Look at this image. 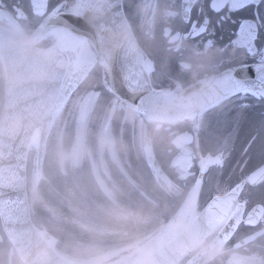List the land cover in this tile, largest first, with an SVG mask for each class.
<instances>
[{
  "label": "flooded vegetation",
  "instance_id": "af4514ba",
  "mask_svg": "<svg viewBox=\"0 0 264 264\" xmlns=\"http://www.w3.org/2000/svg\"><path fill=\"white\" fill-rule=\"evenodd\" d=\"M123 6L134 37L151 60L150 82L158 91L210 80L244 56L233 24L247 11L216 29L213 36L199 16L200 10L207 9V0H123ZM77 11L78 0H0V32L26 39L51 13ZM55 27L46 31L33 50L58 45ZM78 47L76 66L89 70L60 115L79 92L83 94L82 106L90 120L84 148L89 162L80 167L77 177L88 180L74 179L76 167L65 176L72 178L67 197L77 195L85 205L63 207L70 215L59 212L63 223L58 227L34 221L45 242L78 264H140L159 243L192 226L194 238L177 264H264V200H246L240 194L241 186L264 179L252 182L246 177L231 191L227 183L210 180L217 172L219 148L207 139L215 132L209 116L225 96L175 123L151 122L132 109H118L120 100L104 87L91 42L81 38ZM6 86V62L0 53V116ZM110 106L103 131L98 132L104 110ZM127 111L137 113L138 119L124 122ZM107 134H115L109 151L113 145V156L121 162L111 158L107 147L99 151V142ZM51 138L52 132L45 159ZM146 142L152 144L164 175L151 170ZM84 170L87 176L80 175ZM214 200V206H209ZM0 264H25L1 215Z\"/></svg>",
  "mask_w": 264,
  "mask_h": 264
},
{
  "label": "water",
  "instance_id": "95a60500",
  "mask_svg": "<svg viewBox=\"0 0 264 264\" xmlns=\"http://www.w3.org/2000/svg\"><path fill=\"white\" fill-rule=\"evenodd\" d=\"M78 9L76 14L51 13L26 39L0 32L7 73L0 119V210L6 232L25 264H78L58 255L33 225L26 167L30 143L37 135L40 170L52 126L89 70L76 66L81 38L93 44L103 68L104 86L120 99L118 109L131 108L151 122L182 120L220 100L230 88L227 70L183 89H154L149 76L151 60L130 31L122 0H78ZM54 26L63 31L58 45L33 50ZM145 151L153 173L164 175L151 143L146 142ZM255 179H264V167L249 177L258 182ZM192 229L159 243L140 264H177L194 238Z\"/></svg>",
  "mask_w": 264,
  "mask_h": 264
},
{
  "label": "snow or ice",
  "instance_id": "6c2138e0",
  "mask_svg": "<svg viewBox=\"0 0 264 264\" xmlns=\"http://www.w3.org/2000/svg\"><path fill=\"white\" fill-rule=\"evenodd\" d=\"M207 2V9L200 10L199 16L201 22L207 21L205 31L212 29L213 36L238 14L249 13L233 24L244 56L229 66V91L209 116L215 132L207 139L219 148L217 172L210 180L217 185L227 183L231 191L264 167V0ZM245 186L240 187L241 197L264 200V181Z\"/></svg>",
  "mask_w": 264,
  "mask_h": 264
},
{
  "label": "rangeland",
  "instance_id": "374dc122",
  "mask_svg": "<svg viewBox=\"0 0 264 264\" xmlns=\"http://www.w3.org/2000/svg\"><path fill=\"white\" fill-rule=\"evenodd\" d=\"M85 96L86 95L84 94V97ZM82 98L83 94L79 92L78 96H76L66 107L55 124L48 148V160H46L43 182L41 185H37L35 182V167L37 163L35 146L33 147V144L31 145L33 149L31 151V155H28L29 198L33 209V218L38 224L48 223L50 228L58 227L60 223H63L62 218L59 216V212H62L67 216L70 215L65 213L63 207L85 205V200L77 195H74V199L67 197V193L71 192L69 182L72 178L67 179L65 176V173L69 171V168L73 169L76 167V172H73L75 175L74 179H86L77 177L80 167L86 165L88 161V150L86 151L84 148L87 149L86 141L90 120L88 117V109H85L82 106ZM113 101H115V99H112V102ZM110 108L111 106L104 110L105 116L99 122L98 132L103 131ZM123 119L124 122L130 123L132 119L137 120L138 115L133 111H127V113L124 114ZM114 135L115 134H107L105 139L100 140L99 151H103L105 147H107L109 151V145L112 141L114 143ZM110 147L112 148V150L109 151L111 152V158L121 162L116 155L113 156V153L115 154L114 146L111 145ZM101 160L105 164L108 163V160L104 157V155H102ZM80 175L87 176V172L84 170L80 173ZM57 183H63V190H65V192L59 188ZM53 191L58 192L62 196V199H60L62 203L57 202L55 199L57 197H53ZM95 204L99 205L97 202Z\"/></svg>",
  "mask_w": 264,
  "mask_h": 264
},
{
  "label": "bare ground",
  "instance_id": "6f19581e",
  "mask_svg": "<svg viewBox=\"0 0 264 264\" xmlns=\"http://www.w3.org/2000/svg\"><path fill=\"white\" fill-rule=\"evenodd\" d=\"M59 34H60V35H63V31H59Z\"/></svg>",
  "mask_w": 264,
  "mask_h": 264
},
{
  "label": "clouds",
  "instance_id": "9594fccd",
  "mask_svg": "<svg viewBox=\"0 0 264 264\" xmlns=\"http://www.w3.org/2000/svg\"><path fill=\"white\" fill-rule=\"evenodd\" d=\"M217 93H220V89H217Z\"/></svg>",
  "mask_w": 264,
  "mask_h": 264
}]
</instances>
